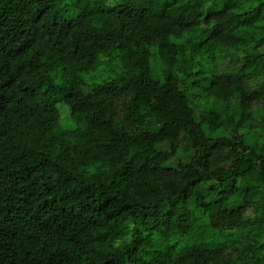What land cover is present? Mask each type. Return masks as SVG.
<instances>
[{"label":"trees","instance_id":"1","mask_svg":"<svg viewBox=\"0 0 264 264\" xmlns=\"http://www.w3.org/2000/svg\"><path fill=\"white\" fill-rule=\"evenodd\" d=\"M0 264H264V0H0Z\"/></svg>","mask_w":264,"mask_h":264},{"label":"rangeland","instance_id":"2","mask_svg":"<svg viewBox=\"0 0 264 264\" xmlns=\"http://www.w3.org/2000/svg\"><path fill=\"white\" fill-rule=\"evenodd\" d=\"M76 137L80 140V141H82V142H86L87 143V134L85 133V132H81V131H77L76 133ZM162 159V157H157V158H155L154 160L156 161V162H158V161H160Z\"/></svg>","mask_w":264,"mask_h":264}]
</instances>
